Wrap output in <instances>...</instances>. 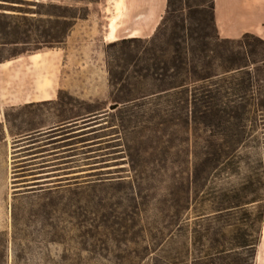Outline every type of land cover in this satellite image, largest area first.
I'll return each instance as SVG.
<instances>
[{
  "label": "trees",
  "instance_id": "16d2710c",
  "mask_svg": "<svg viewBox=\"0 0 264 264\" xmlns=\"http://www.w3.org/2000/svg\"><path fill=\"white\" fill-rule=\"evenodd\" d=\"M0 1L35 8L0 7V49L24 47L12 58L42 49H29L30 45H64L76 21L89 14L87 6ZM71 1L90 4L97 0ZM179 6L180 0H166L164 16L151 38L107 44L108 49L127 50L125 63L118 57L108 63L113 103L108 111L66 125L83 128L112 116L124 135L128 129L145 132L143 141L134 145L128 133L122 152L132 174L130 188L138 198H133L134 204H143L146 184L157 183L162 192L152 201L173 230L159 243L145 241L143 247L148 256L158 253L157 263L167 260L176 234L188 239L186 250L194 263L208 259L196 264H217L216 259L222 260L220 264H254L264 222V155L257 151L262 146L254 139L258 129L264 131V41L248 33L235 40L220 38L214 0H201L202 15L191 21L178 15ZM169 23V32L162 33L167 36L165 43L156 45ZM140 50L143 55L138 58ZM5 61L0 59V63ZM128 65L134 74L124 77ZM166 128H173L176 135L165 144L158 134ZM112 136L84 141L92 142L82 148L121 139ZM55 150L46 151V157L60 154ZM171 150H175L174 159L160 155ZM51 178L55 177H46V189L34 183L18 187L14 195L46 192L47 210L67 206L70 181L78 177Z\"/></svg>",
  "mask_w": 264,
  "mask_h": 264
},
{
  "label": "rangeland",
  "instance_id": "374dc122",
  "mask_svg": "<svg viewBox=\"0 0 264 264\" xmlns=\"http://www.w3.org/2000/svg\"><path fill=\"white\" fill-rule=\"evenodd\" d=\"M42 2L77 5L78 7H88L89 5L71 0H42ZM200 4L201 0H180L178 15H182L187 21H191V17H200L202 15ZM9 6L35 9L34 6L0 1V7L3 9H8ZM170 27L169 23L167 31H162L158 35L155 41L156 45L165 43L167 36L162 33L167 34ZM209 32L213 34L211 30ZM66 45V42L64 45H30L29 49H42L28 51L14 58L12 55L20 52L24 47L9 46L0 49V59L7 61L23 59L46 51L62 50ZM51 46L59 48L50 49ZM107 46V44H74L68 47L66 58L62 64L64 71L61 74L65 90L60 94L56 105H46V118L51 117V123L57 122L56 131L46 130V137L33 134L28 128L27 121L32 114L28 113L26 108L13 107L6 110V118L10 127L8 132L15 137L11 138L10 143L12 149L10 157V174L12 175L10 184L12 186L8 193L10 220L7 225H0V264H159L157 263L158 253L148 256L143 247L145 241L159 243L173 230L170 222H166L160 210L156 209L158 205L154 206L153 199L158 198L162 192L157 183L151 184L152 187H147L146 184V190L143 188L142 193L143 204L135 205L133 198L136 199L137 196L130 188L132 174L124 159L126 154L122 152L126 149L123 146L126 144V137L130 136L133 139V144H131L134 145L137 141H143L145 132L135 128L128 129L124 135L122 129L114 126H119L120 122L112 116H108L103 121L90 122L83 128L81 126L70 128V125H66L67 122L108 111L109 106L113 103L108 63H114V57L120 58L121 64L125 63L127 57L124 53L127 50L124 47L108 49ZM136 55L140 58L143 53L140 50ZM31 63L34 66L39 65L36 60ZM41 64L43 61L40 62ZM133 70V67L126 66L124 77L134 74ZM39 73L40 71L37 76ZM33 76V71L28 70L21 73L17 78V84H14L12 88L16 90L28 89L30 83L28 79ZM10 86L12 85L9 84L8 88ZM69 90H82L83 100L70 96ZM96 93L98 98H91ZM78 125H82V123L79 121ZM84 128L86 130L81 132V129ZM117 132H121V134L114 136ZM82 133L89 134L80 136ZM110 134H113L114 139H121L109 143H103V141L102 144L82 148L83 145L92 142L84 141L95 140L98 142L101 140L100 137ZM158 135L166 144L167 141L173 140L176 134L173 128H166ZM1 137L0 128V139ZM130 137L127 138V142ZM105 139L111 141L109 137ZM254 139L262 146L257 151L260 155H264V131L258 129L254 134ZM53 142L57 143L51 144ZM128 143L130 144V142ZM43 145H46L45 149L39 148ZM52 149H56L54 152L60 154L46 157V160H35L43 157L36 154ZM174 151L171 150L160 155L174 159ZM48 154L49 152L45 155ZM143 157L147 158L148 156L144 154ZM46 161L51 162L47 163ZM44 162L46 164L38 165ZM48 165L57 166L39 170ZM76 166L79 168L70 169ZM92 169L97 170L93 171ZM83 170H87V172H80ZM72 172L76 173L69 174ZM33 175L34 177H32ZM46 177H55L51 178L52 180L78 177L70 181L72 193L64 202L67 206L47 210L46 192L14 195L18 191V187L34 184L25 182L46 179ZM229 181L234 182L233 179ZM39 188L46 189V186ZM137 209L141 210V215H138ZM187 245L188 239L185 236L178 237L177 235L176 237L175 234L170 251L166 256L167 260H161V264L207 262L208 259L202 257L200 261L194 263V256L186 250ZM263 250L264 239L262 242L260 239L256 248L254 264H260L257 254L258 252L262 253ZM214 262L220 264L222 260L216 259Z\"/></svg>",
  "mask_w": 264,
  "mask_h": 264
},
{
  "label": "crops",
  "instance_id": "0c3cea01",
  "mask_svg": "<svg viewBox=\"0 0 264 264\" xmlns=\"http://www.w3.org/2000/svg\"><path fill=\"white\" fill-rule=\"evenodd\" d=\"M119 3L121 5L119 14H117L116 6ZM88 9V16L76 21L66 39L67 45L64 49L46 51L23 59L0 63V127L2 129L0 139V225H7L10 220L8 199L10 186H12L10 184L12 181L10 179L12 176L10 174V157L12 156L10 143L11 138L15 137L8 132L10 127L6 118V110L13 107L26 108L28 113L32 114L27 120L31 133L46 137V130L56 129L57 122L51 123V117L46 118V105H56L60 94L65 90L61 74L64 71L62 64L66 58L68 47L74 44H108L112 20L116 24L114 39H149L157 30L164 16L166 0H97L93 4H89ZM214 22L220 38L233 40L248 33L264 41V0H214ZM79 58L81 59L80 55ZM33 60H36L39 65H32ZM42 61L43 64L40 65ZM28 70L34 73V76L28 79L29 88L26 90L13 89L19 75ZM9 84L12 85L10 88H8ZM69 94L79 100L84 98L82 90H69ZM91 98H98V94L92 95ZM39 148L45 149L46 145ZM45 154L46 151L36 154L43 157L35 160H46ZM40 164H46V162L38 165ZM44 169L46 167L39 170ZM40 182H46V179H36L25 183ZM41 186H46V184H41L38 187ZM262 240L261 237V242ZM257 259L260 264H264V250L262 253L258 252Z\"/></svg>",
  "mask_w": 264,
  "mask_h": 264
},
{
  "label": "bare ground",
  "instance_id": "6f19581e",
  "mask_svg": "<svg viewBox=\"0 0 264 264\" xmlns=\"http://www.w3.org/2000/svg\"><path fill=\"white\" fill-rule=\"evenodd\" d=\"M121 5V3H119L117 6H116V12L117 14H119V6ZM115 22L112 20V22L110 23V33H109V36H108V41L109 43H112V42H115L117 41V39H114V32H115ZM97 35V34H96ZM96 39V38H95ZM261 237L264 239V227L262 228V232H261Z\"/></svg>",
  "mask_w": 264,
  "mask_h": 264
},
{
  "label": "water",
  "instance_id": "95a60500",
  "mask_svg": "<svg viewBox=\"0 0 264 264\" xmlns=\"http://www.w3.org/2000/svg\"><path fill=\"white\" fill-rule=\"evenodd\" d=\"M84 130H86V129H82L81 131H84Z\"/></svg>",
  "mask_w": 264,
  "mask_h": 264
}]
</instances>
